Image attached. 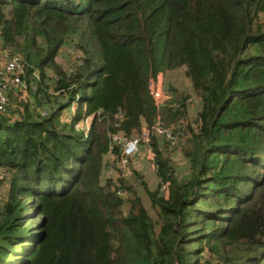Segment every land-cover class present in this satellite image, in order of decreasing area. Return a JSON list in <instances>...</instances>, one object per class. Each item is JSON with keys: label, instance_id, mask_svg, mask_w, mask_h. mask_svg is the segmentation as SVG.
<instances>
[{"label": "trees", "instance_id": "1", "mask_svg": "<svg viewBox=\"0 0 264 264\" xmlns=\"http://www.w3.org/2000/svg\"><path fill=\"white\" fill-rule=\"evenodd\" d=\"M0 41L23 67L0 84V264H264V0H0ZM179 67L201 101L187 129L190 95L148 86ZM157 119L184 129L191 174L152 143L154 219L102 171Z\"/></svg>", "mask_w": 264, "mask_h": 264}, {"label": "rangeland", "instance_id": "2", "mask_svg": "<svg viewBox=\"0 0 264 264\" xmlns=\"http://www.w3.org/2000/svg\"><path fill=\"white\" fill-rule=\"evenodd\" d=\"M75 58L77 57L75 56L74 52L70 48L68 49L67 47H65V49L62 50L58 61L59 63L69 67L74 63ZM151 79H154V84H157V86L161 89L160 91H162L160 101H168L173 96V98L176 99L177 95H190V99L188 100V115L187 118L182 120L181 122L184 124L185 129H187L188 124H190L194 120L197 112L200 110L201 101L196 95L193 94L192 84L189 77L186 75L185 67H179L174 70L159 73L157 78ZM173 90H175V92ZM74 107L75 106H73V108ZM89 125L90 119H87L85 121H82L78 126L86 133L89 129ZM166 127L175 131L178 139L174 143L165 141V139L162 138L158 139L155 137L153 140H144L143 132L146 129V126H144L141 133L135 134L132 137L133 139H137L139 142L137 154L129 159L126 164H123L120 158L109 153L104 158L102 171L103 182H105L107 179H117L119 176L124 177L129 185L136 189L142 199L144 206L147 208L154 219H157L158 215L156 209L152 206V202L147 190H150L152 192L156 191L160 180L156 172V153L154 152L152 143H157V147L160 149V152L171 159L172 165L179 178H186L191 174V162L184 155L183 150V148L185 147V137H187L184 136V129L182 131L181 129L179 130L178 125ZM173 127H175L176 129ZM178 132H180V134H178ZM182 135L184 136V138L182 137ZM126 139L127 138L121 134L120 136L116 137L114 141L119 144ZM0 182L1 207L6 203L9 190L12 187L11 172H9L8 170L1 171ZM143 184H145L146 186H144ZM25 208L28 209L27 206ZM32 212H34V210H31L28 214L32 215ZM39 216L40 213L36 215L35 220L38 221Z\"/></svg>", "mask_w": 264, "mask_h": 264}, {"label": "built area", "instance_id": "3", "mask_svg": "<svg viewBox=\"0 0 264 264\" xmlns=\"http://www.w3.org/2000/svg\"><path fill=\"white\" fill-rule=\"evenodd\" d=\"M23 73V67L18 56H12L10 51L4 47L3 43L0 41V76L2 81L8 84H13L15 86H21V74ZM150 92L160 106L163 101L161 99V89L154 84V79H150L148 83ZM9 101L8 94L5 90V86H0V111H4L5 107ZM162 137L167 141L174 143L178 137L173 129H169L165 126L163 121L157 119L150 127H146L143 132V138L146 141L151 139V136ZM139 142L137 139H126L122 142V163L126 164L129 159L135 156L138 152Z\"/></svg>", "mask_w": 264, "mask_h": 264}, {"label": "water", "instance_id": "4", "mask_svg": "<svg viewBox=\"0 0 264 264\" xmlns=\"http://www.w3.org/2000/svg\"><path fill=\"white\" fill-rule=\"evenodd\" d=\"M40 213V210H38L36 213H35V216L37 215V214H39Z\"/></svg>", "mask_w": 264, "mask_h": 264}]
</instances>
